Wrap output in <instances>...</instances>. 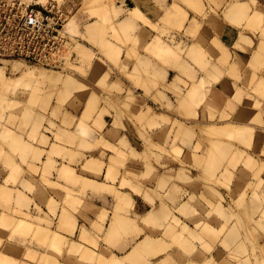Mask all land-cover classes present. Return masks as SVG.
I'll use <instances>...</instances> for the list:
<instances>
[{"label":"rangeland","instance_id":"1","mask_svg":"<svg viewBox=\"0 0 264 264\" xmlns=\"http://www.w3.org/2000/svg\"><path fill=\"white\" fill-rule=\"evenodd\" d=\"M185 6L0 0V189L14 195L0 204V264H105L92 246H119L95 239L80 249L90 233L64 232L70 212L91 221L85 199L106 193L123 205L114 218L132 215L131 195L150 205L134 212L149 231L133 236L164 244L160 254L142 249L141 259L125 250L126 264H264V63L258 58L253 73L230 65L233 78H223L226 65L194 57L192 41L177 38ZM127 16L132 24L121 30ZM94 157L100 170L88 166ZM108 180L129 192L100 183ZM204 227L221 233L213 239Z\"/></svg>","mask_w":264,"mask_h":264},{"label":"crops","instance_id":"2","mask_svg":"<svg viewBox=\"0 0 264 264\" xmlns=\"http://www.w3.org/2000/svg\"><path fill=\"white\" fill-rule=\"evenodd\" d=\"M181 1L182 8H184L186 5L185 7H188V14L190 15L189 21L185 24V27L181 32L185 33L186 30L190 33L195 32L196 37H185L183 33H180L177 38H187L189 39V42L192 41L190 44L191 46H194L192 51L197 49V52H193L195 54H193L194 57L198 58L199 55L196 56V53L200 52V57L204 56L205 61L210 65H226L223 66L225 71L223 78L227 79L233 78L232 76L226 74V70L230 65H237V68L240 69L242 73H253L252 65L257 62L258 58H260L261 62L264 63V41L261 40V33L263 32L262 29L264 27V0H187L188 3H185V0ZM236 3H238V6H236ZM237 7H241V9H238ZM253 16L262 17V19L260 17L262 24L257 29H254L253 27ZM194 17H196L197 23L190 24L192 18ZM155 21L156 20H152V23ZM144 30L153 33L154 35L156 33V30L152 29L151 25H149ZM175 31H177V29H175ZM188 61H190V63L195 62L194 60ZM203 73L201 72V74ZM201 74L198 73L197 77L204 78V76ZM241 77L245 78L243 74ZM259 77L264 78V73L260 72ZM88 166L91 167V169L96 170H100L102 168L101 162L95 157L88 161ZM65 170L68 172V174H71L72 172L70 169ZM100 183L119 187L117 181L114 183L108 180L107 182L100 181ZM119 189L123 194L129 192L125 188H121V186ZM101 196L102 197L94 196L92 200L85 199L86 204H88L89 207H92V211L88 213L85 212L83 214L87 215L91 221H83L80 217L77 222H75V213L70 212V214L73 216V220L71 219V223L68 225V229L66 227L64 233L69 234V237H76V239H78L82 228H84L86 232L92 234L90 235L86 233L87 236L83 235L84 238L86 237L85 240H88V242H85V244L82 242V238H79L80 242L77 241L76 243H80L78 247L81 246V248L84 246L89 247L90 242L95 244V239L97 241L100 240L102 246L108 245L106 242L110 241L111 243L120 247V250L112 247V252L105 253L97 251V246H92V255H103L107 259L111 260L119 259L122 260L121 264H126L120 255L126 254V252H124L125 250L130 251V249H132V253L129 255L130 258L132 257L141 259L143 256L142 249H150L149 240L157 239L146 236H140V238H138V235L133 236L134 232L139 233V229H142L143 233H147L149 231L147 225L145 223L142 224L140 221L141 218L139 221H137V223L134 221V212L141 214L142 209H146L145 212H143L144 216L151 209L150 205L146 204L145 201L141 200L140 198L131 195V201L133 200L132 215L127 214L129 216H126L121 214V212V215L119 214L114 218L113 216L115 208L121 207L123 205L117 204V200L112 194L106 193ZM7 205L8 204H5V206ZM44 206L46 207L45 204ZM103 212L105 214L108 212L109 215L105 222H102L100 217ZM62 223H65L64 218ZM62 223L61 226H63ZM94 225H100V230L94 227ZM114 226L117 227L115 231L112 230ZM127 230H130L128 232H131V234L125 236V232ZM137 238L141 240L139 242L135 241V243H133L134 239ZM125 239L129 240L127 244H125ZM145 241H147L148 244L143 245V242ZM159 244V249H162L164 244L162 242ZM158 252L160 254L162 251ZM63 255L67 256L70 255V253L68 254L65 252ZM105 264L108 263L105 262Z\"/></svg>","mask_w":264,"mask_h":264},{"label":"bare ground","instance_id":"3","mask_svg":"<svg viewBox=\"0 0 264 264\" xmlns=\"http://www.w3.org/2000/svg\"><path fill=\"white\" fill-rule=\"evenodd\" d=\"M152 1V0H151ZM175 5H176V3H175ZM174 5V6H175ZM236 6H238V3H236ZM240 6V5H239ZM175 7H177V8H175ZM175 7H173V8H175L176 10L177 9H180L177 5L175 6ZM238 8V7H237ZM240 9H241V7H239ZM238 8V9H239ZM171 9V8H170ZM233 9V8H232ZM235 9V8H234ZM138 10L139 9H137V7H134V8H132L131 9V14L133 15V16H135L136 15V13H137V15H139V13H138ZM180 11V10H179ZM172 11H170V13H171ZM178 12V11H177ZM169 14V13H168ZM136 15V16H137ZM136 16H135V18H136ZM138 17V16H137ZM132 19H134V17H132V16H127L126 18H124L123 20H121L120 22H118V27H120V28H123V29H121V30H124V28L126 29L129 25H130V23L132 24V22H131V20ZM134 22H135V20H133ZM114 22H116V21H114ZM113 26H114V24H113ZM117 28V27H116ZM120 28L118 29V30H120ZM194 47V46H193ZM195 50V49H194ZM197 50V49H196ZM193 51L194 53L195 52H197V51ZM193 53V54H194ZM197 55L196 56H200V52H198V53H196ZM195 55V54H194ZM1 75V74H0ZM1 77V76H0ZM18 81V80H17ZM7 83H9V82H7ZM200 93L201 92H199L198 93V95H200ZM202 94H204L203 92H202ZM42 187V186H41ZM38 189V188H37ZM37 192V191H36ZM11 190L10 189H8V188H1L0 189V204H9L10 203V199H12L11 198ZM13 195V194H12ZM16 196V195H15ZM13 197H14V195H13ZM12 201V200H11ZM206 225H208V224H206ZM205 225V226H206ZM212 226V225H211ZM213 228V227H212ZM210 229L209 227H206V230H205V227H204V231H206L205 232V234L206 235H208L209 237H211V238H213V236H215V234H216V237L215 238H217V236L218 235H220V234H217V233H219V231H220V233H221V230H218V232L216 233L215 231H216V229L214 230V229ZM117 229V227L116 226H114L113 228H112V230L113 231H115ZM21 231H22V229H21ZM26 231V230H25ZM204 231H202L203 233H204ZM24 232V231H23ZM171 232V231H170ZM40 233V232H39ZM54 234H56V233H54ZM58 234V233H57ZM56 234V235H57ZM172 234V233H171ZM178 234V233H177ZM176 234V235H177ZM176 235H174V237L176 238ZM180 234H178L177 235V238H178V236H179ZM54 237H56V236H54ZM180 237L181 236H179V239H180ZM182 238V237H181ZM57 239H60V238H57ZM214 239V238H213ZM178 240V239H177ZM181 241H180V245L181 244H184L185 243V241L186 240H184V243H181V242H183V240L182 239H180ZM175 241H176V239H175ZM149 242H150V244H149V247L150 248H152V249H154L155 251L154 252H157V250H159V243L161 242V241H159V242H157L156 240H154V239H150L149 240ZM178 243H179V241H178ZM145 244H148V242L147 241H145V242H143V245H145ZM186 245H188V244H186ZM183 246V245H182ZM185 246V245H184ZM187 248H188V246H186ZM6 248H8V249H12V250H17V246L15 245V244H13L12 245V247L11 246H6ZM77 248V247H76ZM78 249V248H77ZM80 249H83V248H80ZM79 249V251H81ZM152 249H150V250H152ZM187 250H189V249H187ZM153 251V250H152ZM181 251V250H180ZM58 252V251H57ZM64 252V251H63ZM91 252H93V250H91ZM91 252H89V255L90 256H92L91 254ZM54 254V253H53ZM57 254H59V253H57ZM60 254H62V253H60ZM64 254V253H63ZM175 255V254H174ZM176 255H184V254H182V252L180 253H178V254H176ZM186 255V254H185ZM184 255V256H185ZM193 255H195V256H199V253H195V254H193ZM68 256V258H72V256L71 255H67ZM66 256V257H67ZM171 255H169L168 257H170ZM103 257V256H102ZM172 257V256H171ZM177 257V256H176ZM87 258H89V257H87ZM173 258V257H172ZM185 258V257H184ZM170 259L171 258H166V257H164V259H162L163 260V264H165V263H171V261H170ZM186 259V258H185ZM184 259V260H185ZM105 260H106V263H108V264H121L122 263V260H119V259H117V260H111V259H106V257H104V262H105ZM165 260V261H164ZM169 261V262H168ZM109 262H111V263H109ZM162 262V261H161ZM184 262V261H183ZM171 264H173V263H171ZM174 264H178V263H174Z\"/></svg>","mask_w":264,"mask_h":264}]
</instances>
